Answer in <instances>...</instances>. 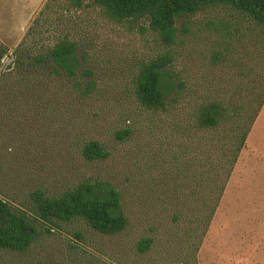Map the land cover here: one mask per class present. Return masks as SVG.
<instances>
[{"label": "trees", "instance_id": "1", "mask_svg": "<svg viewBox=\"0 0 264 264\" xmlns=\"http://www.w3.org/2000/svg\"><path fill=\"white\" fill-rule=\"evenodd\" d=\"M49 1L53 13L96 10L149 34L155 47L111 92L79 40L44 35L38 18L11 52L0 42V174L11 158L44 148L70 174L24 195L0 188V252L55 238L66 244L65 264H199L264 104V0ZM132 137L142 155L168 156L169 182L165 193L150 180L144 190L130 186L138 205L130 211L126 191L98 167L111 142Z\"/></svg>", "mask_w": 264, "mask_h": 264}, {"label": "rangeland", "instance_id": "2", "mask_svg": "<svg viewBox=\"0 0 264 264\" xmlns=\"http://www.w3.org/2000/svg\"><path fill=\"white\" fill-rule=\"evenodd\" d=\"M49 2L0 0V42L9 52L38 18L41 30L48 31L44 35L69 32L79 40L90 52V65L99 79L108 90L117 92L135 57H141L155 47L149 34L126 24L105 21L96 10L53 13L46 8ZM108 118L116 127L123 122H117V115H108ZM262 122L259 125L254 122L247 136L200 246L199 264H264V118ZM48 137L55 140L53 135L36 139L50 141ZM140 144L135 137L120 145L111 142L110 157L98 167L103 177H112L126 191L130 211L138 206L133 195L135 189L130 191V186L137 188L140 185V190H144L149 184L156 191L165 193L169 182L168 156L148 152L142 155ZM59 163L52 148L33 150L24 158L13 157L0 174V188L10 194L24 195L36 185L50 183L53 186L64 176L70 178L69 170ZM126 175L130 180L124 183ZM144 180L150 181L146 184ZM96 241L108 245L110 240L96 236ZM66 255L67 247L61 239L46 238L25 253L0 252V264H65L63 258Z\"/></svg>", "mask_w": 264, "mask_h": 264}, {"label": "crops", "instance_id": "3", "mask_svg": "<svg viewBox=\"0 0 264 264\" xmlns=\"http://www.w3.org/2000/svg\"><path fill=\"white\" fill-rule=\"evenodd\" d=\"M263 118H264V104H263V106H262V108H261V110H260V112H259V114H258V116H257V118H256V120H255V123H256L257 125L263 123V122H262V119H263Z\"/></svg>", "mask_w": 264, "mask_h": 264}]
</instances>
